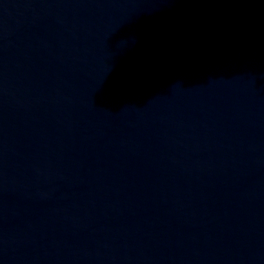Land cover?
Wrapping results in <instances>:
<instances>
[{
  "label": "water",
  "instance_id": "95a60500",
  "mask_svg": "<svg viewBox=\"0 0 264 264\" xmlns=\"http://www.w3.org/2000/svg\"><path fill=\"white\" fill-rule=\"evenodd\" d=\"M0 264H264V0H0Z\"/></svg>",
  "mask_w": 264,
  "mask_h": 264
}]
</instances>
